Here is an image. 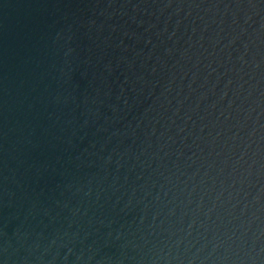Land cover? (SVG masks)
Wrapping results in <instances>:
<instances>
[{"label": "water", "instance_id": "95a60500", "mask_svg": "<svg viewBox=\"0 0 264 264\" xmlns=\"http://www.w3.org/2000/svg\"><path fill=\"white\" fill-rule=\"evenodd\" d=\"M0 264H264V0H0Z\"/></svg>", "mask_w": 264, "mask_h": 264}]
</instances>
